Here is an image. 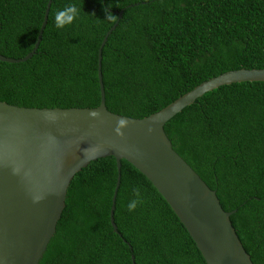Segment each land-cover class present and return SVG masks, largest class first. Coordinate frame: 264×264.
<instances>
[{"label": "trees", "instance_id": "16d2710c", "mask_svg": "<svg viewBox=\"0 0 264 264\" xmlns=\"http://www.w3.org/2000/svg\"><path fill=\"white\" fill-rule=\"evenodd\" d=\"M47 0H0V54L33 47ZM77 9L57 28L55 14ZM108 110L154 112L209 77L264 67V0H51L34 54L0 60V100L20 106H96L97 49ZM111 13V18L105 15ZM71 15L65 11L63 22ZM172 148L215 190L253 264H264V81L204 92L164 124ZM113 231V156L91 160L67 188L38 264H206L151 182L120 160ZM136 187L142 204L128 211ZM133 255V261L131 259Z\"/></svg>", "mask_w": 264, "mask_h": 264}, {"label": "water", "instance_id": "95a60500", "mask_svg": "<svg viewBox=\"0 0 264 264\" xmlns=\"http://www.w3.org/2000/svg\"><path fill=\"white\" fill-rule=\"evenodd\" d=\"M51 0L32 49L22 57L0 54L1 61H24L35 53ZM97 49L99 102L96 106H20L0 100V264H38L65 206L73 175L91 160L111 155L116 179L109 220L113 219L120 160L139 170L165 199L206 264H253L230 215L214 189L172 148L164 124L204 92L241 81H264L263 68H238L207 78L160 109L142 117L107 109ZM119 234V233H118ZM133 255L131 259L133 261Z\"/></svg>", "mask_w": 264, "mask_h": 264}, {"label": "clouds", "instance_id": "9594fccd", "mask_svg": "<svg viewBox=\"0 0 264 264\" xmlns=\"http://www.w3.org/2000/svg\"><path fill=\"white\" fill-rule=\"evenodd\" d=\"M65 11L70 12L71 15H69L65 21L60 22V21H59V18H60L61 16L64 15V12H65ZM76 15H77V9H76V7L73 6V5H68V6L66 7V9L59 10V11L55 14V18H56V20L58 21V22L56 23L55 26H56L57 28L63 27V24H64V23H70L71 20H72ZM105 15H106L107 17L111 18V13H110V12H106ZM132 192H133V194H134V199L130 200V201L126 204V208H127L128 211H133V210L137 207L138 204H142V203H143V199H142V197H141V192H140V190H139L138 188H136V187H133Z\"/></svg>", "mask_w": 264, "mask_h": 264}]
</instances>
